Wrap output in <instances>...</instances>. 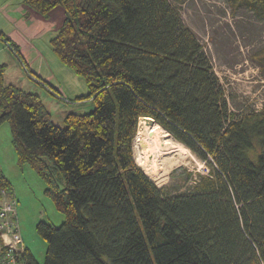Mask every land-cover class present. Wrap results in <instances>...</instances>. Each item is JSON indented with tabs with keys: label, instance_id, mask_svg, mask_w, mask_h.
<instances>
[{
	"label": "trees",
	"instance_id": "obj_1",
	"mask_svg": "<svg viewBox=\"0 0 264 264\" xmlns=\"http://www.w3.org/2000/svg\"><path fill=\"white\" fill-rule=\"evenodd\" d=\"M228 1L264 14V0ZM24 3L42 15L63 6L50 45L88 86L75 100L94 106L60 127L40 96L5 84L0 66V126L9 123L19 165L38 174L65 217L59 227L37 225L45 264H264V109L229 110L203 45L171 1ZM144 117L210 174L175 195L158 187L134 158ZM0 189H12L1 173ZM22 259L39 264L28 249Z\"/></svg>",
	"mask_w": 264,
	"mask_h": 264
},
{
	"label": "rangeland",
	"instance_id": "obj_2",
	"mask_svg": "<svg viewBox=\"0 0 264 264\" xmlns=\"http://www.w3.org/2000/svg\"><path fill=\"white\" fill-rule=\"evenodd\" d=\"M170 1L184 24L193 31L197 40L203 45L213 72L225 90L229 110L238 116L263 110L264 14L237 2L231 4L228 0ZM14 11L15 9L11 13ZM2 13L6 15V9ZM33 14L30 18L26 13L15 12L16 19L12 20V23L9 22L11 28L19 35L22 49L29 52L33 58L43 55L40 58V64L46 65V58L49 56H53L57 62H60L51 48L50 40L58 34L66 19L63 6L59 5L45 15H40L36 11ZM0 24H2L1 19ZM38 53L41 55L38 56ZM26 78L29 77L26 75ZM78 78L84 87L81 91L84 90L85 97L89 94L88 86L82 77L78 76ZM24 91L28 92V90ZM33 93L42 96L41 99L50 111L54 123L60 127H65L64 118L69 113L88 114L94 109L92 99L78 102L69 98L63 88L57 93L47 86ZM158 127L174 139L161 126L158 125ZM181 145L186 153L184 163L173 165L167 170L168 173L160 175L151 172L149 167L142 163V156L151 162L153 158L151 152L145 149L143 155L140 154L142 149L138 148L135 151L133 142L136 163L158 187H163L169 195L185 191L186 188L194 185L200 176L209 175L211 172L206 162L189 148ZM250 156L253 160L255 159L252 153ZM0 173L11 182L12 189L9 193L15 195L18 201L17 218L22 238L36 261L39 264H45L47 242L37 232V225L45 221L59 227L65 217L57 211L53 201L45 194V183L38 174L27 165H19L16 151L11 143L10 125L7 122L0 126ZM186 173L192 176L184 185ZM19 264L26 263L22 259Z\"/></svg>",
	"mask_w": 264,
	"mask_h": 264
},
{
	"label": "crops",
	"instance_id": "obj_3",
	"mask_svg": "<svg viewBox=\"0 0 264 264\" xmlns=\"http://www.w3.org/2000/svg\"><path fill=\"white\" fill-rule=\"evenodd\" d=\"M4 9L7 11L6 15L2 13ZM13 9H15V11L11 13ZM15 12L19 14L26 13L30 16V18H32L34 15L33 13H35V11L28 8V6L24 3V0H0V19L2 22V24H0V33L5 35V37H0V66H5V84L14 85L16 87L18 86L21 90H28L30 93L36 92V90L41 87L45 88V86H48L51 90L54 92L56 91L57 93L60 90L62 91L63 88L69 98L71 97L72 99L84 96V90L81 91L82 88L84 89L82 82L70 68L60 62H57L53 56L46 58V65L40 64L39 61L43 55L38 53V56H41H39V58H33L29 52L22 49L19 35H17L16 31L12 29L9 24V22L12 23V20L16 19V16L14 15ZM6 38H9L18 47L19 56L25 63L28 73L33 76V79L28 76L25 71H23L21 64L6 48L4 40ZM20 66L22 68H20ZM26 75L29 78H26ZM38 81L45 84V86ZM34 87H36L35 90ZM38 92L40 93L39 90ZM23 242L26 250L28 249L31 252L24 239Z\"/></svg>",
	"mask_w": 264,
	"mask_h": 264
},
{
	"label": "bare ground",
	"instance_id": "obj_4",
	"mask_svg": "<svg viewBox=\"0 0 264 264\" xmlns=\"http://www.w3.org/2000/svg\"><path fill=\"white\" fill-rule=\"evenodd\" d=\"M138 128V135L134 140L135 151L140 148L142 149L140 154L145 149L151 152L153 156L151 162L148 161V158L142 156V163L148 166L151 172L160 175L165 174L173 165L185 161L186 153L182 150L184 147L163 132L155 122L149 124L147 121L142 120Z\"/></svg>",
	"mask_w": 264,
	"mask_h": 264
},
{
	"label": "built area",
	"instance_id": "obj_5",
	"mask_svg": "<svg viewBox=\"0 0 264 264\" xmlns=\"http://www.w3.org/2000/svg\"><path fill=\"white\" fill-rule=\"evenodd\" d=\"M6 48L18 60L26 74L32 77L12 47L6 43ZM17 206L16 196L0 189V264H19L25 253L26 248L17 218Z\"/></svg>",
	"mask_w": 264,
	"mask_h": 264
},
{
	"label": "water",
	"instance_id": "obj_6",
	"mask_svg": "<svg viewBox=\"0 0 264 264\" xmlns=\"http://www.w3.org/2000/svg\"><path fill=\"white\" fill-rule=\"evenodd\" d=\"M142 120L147 121L149 124H153L155 122V120L153 118H150V117H144Z\"/></svg>",
	"mask_w": 264,
	"mask_h": 264
}]
</instances>
